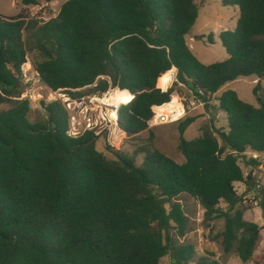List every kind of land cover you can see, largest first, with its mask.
Listing matches in <instances>:
<instances>
[{"label":"trees","instance_id":"obj_1","mask_svg":"<svg viewBox=\"0 0 264 264\" xmlns=\"http://www.w3.org/2000/svg\"><path fill=\"white\" fill-rule=\"evenodd\" d=\"M16 1L19 15L0 14V264H160L166 256L170 264H189L194 247L173 235L184 238L189 230L182 195L201 204L206 221H225V253L264 264V254L256 256L261 227L245 221V195L235 188L240 183L256 192L264 219V186L239 165L247 152L258 155L248 162L252 169L264 157V0H221L238 7L240 18L234 31L220 35L228 59L211 65L186 40L199 16L196 0H68L47 23L27 21L24 9L40 0ZM28 56L54 91L79 97L95 84V93L112 84L130 93L132 100L128 93L112 97L126 104L118 121L125 140L141 142L134 154L106 139L112 157L101 153L90 133L70 138L58 103L42 104L45 116L32 122L31 103L16 99ZM173 68L176 82L162 91L158 81ZM249 77L260 81L254 90L260 107L225 92L218 109L227 116V133L210 121L201 137L187 141L195 119L181 118L178 149L185 162L156 146L150 122L184 108L178 88L208 108L222 87ZM137 154L144 156L141 166Z\"/></svg>","mask_w":264,"mask_h":264},{"label":"rangeland","instance_id":"obj_2","mask_svg":"<svg viewBox=\"0 0 264 264\" xmlns=\"http://www.w3.org/2000/svg\"><path fill=\"white\" fill-rule=\"evenodd\" d=\"M68 0H53L46 2L40 0L38 5L25 8V13L30 19H35L41 23H47L55 19ZM199 8L198 19L191 31L186 37L187 43L192 49L196 57L205 65L216 64L228 59V54L220 41V35L224 31H234L239 22L240 10L238 7H226L222 4L221 0H196ZM23 7L16 0H0V14L6 17H15L20 14ZM212 35V36H211ZM26 40V34L23 35ZM30 61L31 58L28 56ZM172 73L164 76L158 87L165 86L171 80ZM260 81L256 77L241 78L234 82L226 84L220 91L214 94L207 108L204 103L203 107L198 106L200 102L194 100L192 94L184 87L178 88V96L180 101L184 104V108L176 115L167 113H160L155 116L150 122V126L155 132V144L163 152L168 154L171 158L179 163L185 162L184 156L178 149L180 141V132L178 130V120L183 118H194V123L185 131L184 139L187 141L195 140L202 136L203 126L210 121L213 122L215 127L219 130H224L227 133L228 121L224 112L218 109V99L227 91H235L240 99L244 102L251 104L255 107H260L259 101L254 94L255 88L259 85ZM93 88V87H92ZM86 91L89 95L94 94L93 89ZM263 90L261 94L264 95V82L262 83ZM87 95V94H86ZM194 105H193V104ZM14 106V103L4 106L5 109ZM32 111L30 113V120L36 122L45 116V110L40 104L31 103ZM176 121V122H175ZM173 122V123H172ZM160 127V128H157ZM149 133L143 134L141 139H148ZM219 139V137H218ZM134 139L124 140L122 145V152L133 155L137 150V144ZM97 150L101 153L108 154L112 157V151H108L105 138L100 137L96 139ZM254 157L251 152H247L244 156L240 157L239 165L245 175L255 177L254 183L256 185L264 186V157L261 156L260 165L254 169L248 165L249 160ZM144 156L141 154L136 155V164L141 166ZM236 190L240 195H245L243 206L246 209L244 219L245 221L255 223L261 227V234L263 242L256 252V256L264 254V219L262 209L258 206L256 200L257 194L254 191H247L245 184L237 183ZM185 215L188 217L189 230L184 238H179L173 232L174 237L179 244L192 245L195 249V257L189 264H198L204 261L209 264H255L253 261L244 263L235 252L225 253L222 246L221 233L224 230L225 221L223 219H215L213 221H206L205 209L201 204L188 195H182L179 200ZM170 256L164 257L160 264H170Z\"/></svg>","mask_w":264,"mask_h":264},{"label":"built area","instance_id":"obj_3","mask_svg":"<svg viewBox=\"0 0 264 264\" xmlns=\"http://www.w3.org/2000/svg\"><path fill=\"white\" fill-rule=\"evenodd\" d=\"M22 79L25 88L21 90L23 91L22 95L16 98L17 100H27L30 103L40 105L58 103L68 115L67 135L70 138L80 139L90 133L97 138H105L109 145L121 150L127 135L119 128L118 121L120 110L126 104H117L112 95L116 92H128L122 91L112 84L105 92L79 97H75L71 92L65 90L54 91L42 82L40 75L29 59L22 66ZM102 79H106V77H102ZM96 86L97 84L93 87ZM81 91L77 90L73 93ZM132 98L131 95V100Z\"/></svg>","mask_w":264,"mask_h":264},{"label":"crops","instance_id":"obj_4","mask_svg":"<svg viewBox=\"0 0 264 264\" xmlns=\"http://www.w3.org/2000/svg\"><path fill=\"white\" fill-rule=\"evenodd\" d=\"M169 73H172V77H171V80H170V82H168L165 86H161V87H158L159 89H161L162 91H167V90H169L172 86H173V84L176 82V76H177V73H178V71H177V69L176 68H173L172 70H170L169 71ZM226 86V85H225ZM223 88V87H222ZM221 90V89H220ZM193 104V103H192ZM194 105V104H193ZM198 106H201V107H203V104L202 103H200ZM204 108V107H203ZM176 122V121H175ZM173 123V122H172ZM150 128H152L151 126H150ZM157 128H160V127H157ZM157 131V129L155 130V132ZM146 133H148V132H146ZM146 133H144V134H146Z\"/></svg>","mask_w":264,"mask_h":264},{"label":"water","instance_id":"obj_5","mask_svg":"<svg viewBox=\"0 0 264 264\" xmlns=\"http://www.w3.org/2000/svg\"><path fill=\"white\" fill-rule=\"evenodd\" d=\"M21 92H23V91H21Z\"/></svg>","mask_w":264,"mask_h":264}]
</instances>
